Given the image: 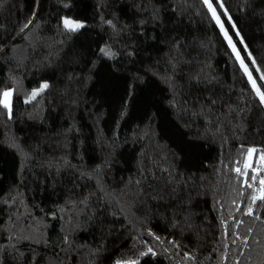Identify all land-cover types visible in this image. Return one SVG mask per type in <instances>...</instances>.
<instances>
[{"label": "trees", "instance_id": "trees-1", "mask_svg": "<svg viewBox=\"0 0 264 264\" xmlns=\"http://www.w3.org/2000/svg\"><path fill=\"white\" fill-rule=\"evenodd\" d=\"M212 2L264 92V0ZM6 90L0 264H264V104L203 0H0Z\"/></svg>", "mask_w": 264, "mask_h": 264}, {"label": "snow or ice", "instance_id": "snow-or-ice-1", "mask_svg": "<svg viewBox=\"0 0 264 264\" xmlns=\"http://www.w3.org/2000/svg\"><path fill=\"white\" fill-rule=\"evenodd\" d=\"M203 3L206 5L208 11L211 13L212 18L216 21V23L220 26V29L222 31V33L225 36V39L228 41L229 45L232 47V50L234 53H236V58L237 60L240 62V67L241 69L245 72V74L248 76V80L252 86V88L256 91L257 95L259 96V99L261 101L262 104H264V92H261L260 88L257 86L256 80L253 79L251 72L249 71L248 66L244 63V60L240 57L239 52L237 51L235 45L232 42L231 37L228 35V32L224 29V26L220 20V16L217 13L216 7L214 6L212 0H203ZM217 4L219 5L220 8H224L223 2L222 0H217ZM225 14H227L225 12ZM229 20H231V17H229ZM30 23V21H29ZM109 23H111L109 21ZM63 25L64 27L68 30V31H78L79 29H81L82 27H84V25L80 22L77 21H73L71 19H64L63 20ZM25 27H27V24H25ZM235 24H233V28H235ZM237 36H239V32L237 31ZM242 42V41H241ZM101 51L105 52L106 55H111V53L109 51H107L106 49H101ZM253 64H255V60H253ZM261 80H264V75H262L260 77ZM48 85L47 84H43L41 86L40 91H42L44 88H47ZM38 94L37 91H33L32 93V98H35V96ZM11 97H12V92L11 91H4L2 94H0V106H2L3 108L7 109L9 111V113L11 112ZM248 154L251 156L252 153L256 152L255 148H249L247 150ZM261 159H264V156L261 157ZM245 167H251L250 164H246ZM240 169L237 168L236 172L240 173ZM244 175H247V173H243ZM252 180H255V176H253L251 178ZM261 185H264V180L260 181ZM249 187H252L251 184L248 185ZM253 200L256 199L255 196L252 197ZM261 199H264V196L261 197ZM249 213H251V208H249ZM149 251H151V249H149ZM117 264H120L119 261H117Z\"/></svg>", "mask_w": 264, "mask_h": 264}, {"label": "rangeland", "instance_id": "rangeland-1", "mask_svg": "<svg viewBox=\"0 0 264 264\" xmlns=\"http://www.w3.org/2000/svg\"><path fill=\"white\" fill-rule=\"evenodd\" d=\"M64 19H71L73 21H77V22L82 23V21L81 20H78V19H72V18H69V17H63V20ZM43 84H44V82L41 83V85L37 89H34L33 91H37L38 92L41 89V86ZM6 91H10V90H6ZM254 156H255L254 153H252L251 156L247 153V156H246L245 161H244V164H243L244 165V168L247 169L248 167L246 168L245 165L246 164H251L253 161H255V166H254L255 169H254V171H256L257 173H259L261 171H264V159H261V157L264 156V153L258 154L257 155L258 156L257 157V160L254 159ZM255 180L257 182L259 181V179H257V178ZM263 180H264V177H263ZM260 181H259V187L256 188L255 194H254V196L256 197V199L259 198L261 196V194H262L263 185H261Z\"/></svg>", "mask_w": 264, "mask_h": 264}]
</instances>
